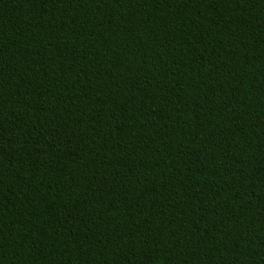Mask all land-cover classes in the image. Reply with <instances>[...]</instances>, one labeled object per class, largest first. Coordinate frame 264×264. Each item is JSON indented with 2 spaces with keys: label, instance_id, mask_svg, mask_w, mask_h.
<instances>
[{
  "label": "trees",
  "instance_id": "1",
  "mask_svg": "<svg viewBox=\"0 0 264 264\" xmlns=\"http://www.w3.org/2000/svg\"><path fill=\"white\" fill-rule=\"evenodd\" d=\"M0 264H264V0H0Z\"/></svg>",
  "mask_w": 264,
  "mask_h": 264
}]
</instances>
